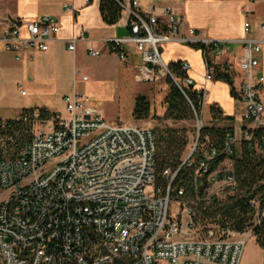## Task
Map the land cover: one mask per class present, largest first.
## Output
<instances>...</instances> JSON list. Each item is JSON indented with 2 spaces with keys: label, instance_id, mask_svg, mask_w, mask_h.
<instances>
[{
  "label": "built area",
  "instance_id": "built-area-1",
  "mask_svg": "<svg viewBox=\"0 0 264 264\" xmlns=\"http://www.w3.org/2000/svg\"><path fill=\"white\" fill-rule=\"evenodd\" d=\"M130 32L107 39V51L126 60L129 46L141 54L135 65L140 81L156 82L171 76L179 79L164 60L162 45L181 42L197 47L205 64V82L215 80L217 57L234 52V62L243 72L235 99L243 107L242 132L252 150L264 152V74L258 54L264 43L250 36L252 23L244 22L240 39H211L198 28L185 29L170 0H152L144 10L142 0H117ZM66 5V10L74 11ZM158 10L160 13H158ZM85 29V28H84ZM82 37H72L67 47L76 51ZM60 25L44 15L28 21L0 16V45L21 54L47 51L57 38ZM93 57L103 49L89 46ZM187 73L182 84L192 86L204 103L209 90L195 87L189 75L191 64L182 61ZM223 71H229L227 68ZM84 80L88 76H83ZM76 83V79H75ZM65 114L49 118L39 110L22 113L15 120L30 123L29 140L15 157L0 160V185L7 191L0 202V260L2 264H240L252 231L230 227L203 231L197 202L225 201L234 194L236 180L229 157L235 138L226 142L223 163L211 167L221 152L201 142L205 126L202 112L191 105L197 122V140L183 164L195 162V184L202 194L187 199L184 188L174 193L177 171H164L169 178L163 188L157 184V135L139 123L109 122L93 99L74 87L64 97ZM12 127V126H11ZM0 143L13 140L1 124ZM257 130H263L256 136ZM13 142V141H12ZM182 164V165H183ZM250 204L258 208L259 201Z\"/></svg>",
  "mask_w": 264,
  "mask_h": 264
},
{
  "label": "crops",
  "instance_id": "crops-1",
  "mask_svg": "<svg viewBox=\"0 0 264 264\" xmlns=\"http://www.w3.org/2000/svg\"><path fill=\"white\" fill-rule=\"evenodd\" d=\"M143 2L144 0L141 6L144 10L152 8V0L148 5L150 8L143 6ZM169 2L177 11L179 20L183 22L186 30L198 28L206 38H243L245 36L243 26L247 19L253 27L249 35L263 36L260 24L264 22V0H170ZM66 5L73 6L74 11L66 10ZM100 5L101 0H0L2 17L35 21L44 15H50L60 25L57 38L51 42L50 48L47 51L34 52L32 58L29 52H24L21 54V59H18L17 53L8 51L0 45V119H16L24 109L47 108L53 114H62L56 105L57 101L63 102L64 97L72 93L75 86L79 90V83L85 87L91 77L94 78L93 82L99 84L105 81H115L120 84L119 87L123 92L120 111L116 116H106L109 122L143 121L135 119L133 115L135 97L139 93L149 97L152 112L155 111L153 103L155 98L151 95L150 88L153 83L140 81L136 77L135 65L141 62V54L134 46H129L128 58L121 60L117 55L107 51L108 38L127 36L130 32L126 25L125 14L116 24H108L103 19ZM83 29L85 39L79 40L76 51L70 50L67 47L68 40L72 37L81 38ZM89 46L101 48L104 53L93 57L88 53ZM239 49L240 44H237L234 52L214 60L215 65L220 69L229 70L235 88L243 79V72L234 62V55ZM162 53L168 64L178 60L188 61L191 64L189 75L194 79L195 87L202 88L206 85L209 93L203 103V115L204 109L207 108L209 119H212L210 106L217 104L224 115L235 117L234 126L237 122H242L244 107L232 95L230 84L216 79L205 82V64L197 47L176 41L165 42L162 45ZM258 58L259 71L264 74V43ZM83 76H88V79L83 80ZM24 85L28 91L24 90L22 93L29 97L25 98L23 95L16 97L14 93L19 92ZM167 85L162 94L163 113L166 111L163 100L169 87ZM262 99L264 101V92ZM63 110L65 111V101ZM240 264H264V247L259 245L254 235H251L246 242Z\"/></svg>",
  "mask_w": 264,
  "mask_h": 264
},
{
  "label": "trees",
  "instance_id": "trees-1",
  "mask_svg": "<svg viewBox=\"0 0 264 264\" xmlns=\"http://www.w3.org/2000/svg\"><path fill=\"white\" fill-rule=\"evenodd\" d=\"M103 19L108 24H116L123 16V11L117 0H101L100 5ZM215 66V79L223 80L230 84L231 93L235 96V86L232 74L223 71L219 66ZM170 70L179 79L182 88L173 80L171 76L167 77L168 90L164 97L163 104L166 111L162 119L172 120L174 122L187 121L195 118V113L191 102L199 113L202 112L203 103L197 99V92L192 86L187 87L182 84L187 73L182 69V61L178 60L169 64ZM191 101V102H190ZM43 117L49 118L54 114L47 108H38ZM33 109H24L22 113H30ZM212 115L211 126H204L201 130V142L206 148L216 147L221 155L213 161L211 167H216L223 163L228 157L222 153L226 142L230 138H235L234 116H226L217 104L210 106ZM152 114V104L147 95L137 94L135 97L134 117L137 120H147ZM7 122L9 129L6 134L13 137V142L9 141L6 147L0 143V160L3 157H15L21 148L30 138L26 131L30 123L23 120H2L1 124ZM12 126V127H11ZM157 135V184L165 188L169 183V178L164 175L167 168L173 172L177 171L173 186L176 190L184 188L187 199L195 197L196 193L202 194L201 186L195 184V170L198 164L199 155L192 164L184 163L185 152L188 146V138L184 132L178 128L168 126L165 130L154 129ZM263 132L257 130L256 136ZM258 133V134H257ZM243 137L240 147H234L233 154L229 157L231 160L236 187L234 194L228 196L225 201L214 199L211 202L198 201V216L201 220L203 231L209 232L214 228L230 227L238 232L252 231L259 245L264 247V152L252 150L249 143ZM183 164V165H182ZM1 189V185H0ZM257 199L258 208L251 206L250 201ZM0 264H2L0 260Z\"/></svg>",
  "mask_w": 264,
  "mask_h": 264
},
{
  "label": "rangeland",
  "instance_id": "rangeland-1",
  "mask_svg": "<svg viewBox=\"0 0 264 264\" xmlns=\"http://www.w3.org/2000/svg\"><path fill=\"white\" fill-rule=\"evenodd\" d=\"M150 0H144L143 6L149 7ZM150 8V7H149ZM89 75V74H88ZM167 77L165 76L162 79H159L157 82H152L151 85V95H153V98H155L154 103V112H152L151 117L147 120H143L141 123L145 126L151 127L153 129H162L165 130L168 126L178 128L181 132H184L187 135L188 138V146L185 152V157L189 154L191 148L196 143L197 136H198V130H197V122L194 119L187 120V121H178L174 122L172 120H165L162 119L164 114L161 111V101H162V94L164 91V88L167 85ZM83 79V77H82ZM94 78L91 77V80L88 84L84 86H81L79 83V90L84 92V94L90 96L96 103V105L100 108V110L103 112V115L106 117L108 115L110 116H116L119 114L120 108V101L123 97L122 90L120 89V84H117L115 81H105L103 84L95 83L93 82ZM84 80V79H83ZM168 87V85H167ZM28 91L26 86L20 88L19 92H15L14 95L16 97H20L21 95L26 97H29L28 95H24L23 91ZM58 109H60L62 114H65L64 108V101L60 102L57 101L56 103ZM160 111V112H159ZM202 119L204 121L205 126H211L214 123L212 122V119H209V111L207 108L204 109V115H203V108H202ZM212 116V115H211ZM244 126L243 122H237L235 124V144L237 148L240 147L241 140L243 137L242 127ZM7 191L0 189V202L6 197Z\"/></svg>",
  "mask_w": 264,
  "mask_h": 264
}]
</instances>
